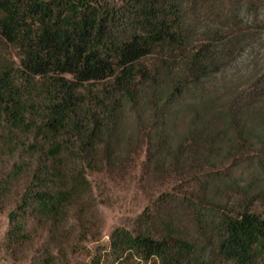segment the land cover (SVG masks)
I'll use <instances>...</instances> for the list:
<instances>
[{"label":"trees","instance_id":"trees-1","mask_svg":"<svg viewBox=\"0 0 264 264\" xmlns=\"http://www.w3.org/2000/svg\"><path fill=\"white\" fill-rule=\"evenodd\" d=\"M117 1L0 0L18 54H0V144L31 170L10 244L32 241L31 225L61 251L74 210L95 208L88 175H127L144 150L146 181L179 183L112 231L108 264H264V159L246 155L264 156V87L211 85L264 0ZM54 261L46 249L32 264Z\"/></svg>","mask_w":264,"mask_h":264},{"label":"rangeland","instance_id":"rangeland-1","mask_svg":"<svg viewBox=\"0 0 264 264\" xmlns=\"http://www.w3.org/2000/svg\"><path fill=\"white\" fill-rule=\"evenodd\" d=\"M238 22L243 29L239 36L241 46L226 61L222 70L214 75L211 85L217 87L221 93L228 87L238 89L239 92L255 87L257 93H260L261 87H264V12L261 11L257 16L243 13ZM0 54L15 65L18 64L17 50L1 37ZM257 148L253 151H257ZM246 155L251 158L250 163L253 165L264 159V156L253 155V152ZM25 161L20 156L7 155L0 144V264L36 263L44 259L46 249H51L55 257L54 264H92L97 259L99 264H108L110 259L106 253L110 251L109 236L112 231L117 227L131 230L136 219L152 201L164 192H173V186L179 183L174 176L165 178L164 174H158L154 179L146 181L141 173L145 151H139L134 166L127 171V175H88L95 208L85 220L80 219L74 210V230L68 240L64 241L68 244L61 251L52 247L46 230L31 225L29 230L33 240L24 242L28 244L12 245L7 236L10 228L8 215L19 203L29 184L31 172L27 168L17 172L14 166ZM247 165L249 164L239 165L238 172L251 179L255 170L244 171L243 167ZM23 166L27 167L26 164ZM263 185L262 182L259 186ZM224 200L228 201L226 198ZM233 202L235 200L232 204ZM254 210L261 214L264 212L259 203Z\"/></svg>","mask_w":264,"mask_h":264}]
</instances>
